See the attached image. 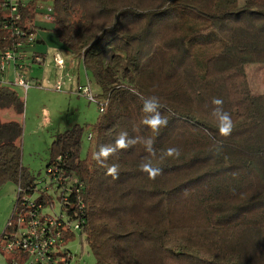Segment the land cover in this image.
Segmentation results:
<instances>
[{"label":"trees","instance_id":"trees-1","mask_svg":"<svg viewBox=\"0 0 264 264\" xmlns=\"http://www.w3.org/2000/svg\"><path fill=\"white\" fill-rule=\"evenodd\" d=\"M47 1L58 42L101 90L85 159L83 128L74 125L53 140L46 166L60 158L64 176L81 185L84 208L67 216L79 222L94 264H264V93H252L248 78L264 66V0ZM32 5L22 13L24 30ZM8 46L0 12V52ZM108 48L124 54L126 83L104 67ZM153 96L168 121L158 130L143 122ZM214 99L231 116L227 137ZM23 108L0 87V109ZM21 135L18 121L0 119V186L31 193ZM170 147L179 155L160 159ZM113 165L117 178L108 174ZM141 165L161 172L150 179Z\"/></svg>","mask_w":264,"mask_h":264},{"label":"rangeland","instance_id":"rangeland-1","mask_svg":"<svg viewBox=\"0 0 264 264\" xmlns=\"http://www.w3.org/2000/svg\"><path fill=\"white\" fill-rule=\"evenodd\" d=\"M42 4H51L49 1H40ZM243 0L240 1V4ZM44 14L45 12L42 11ZM36 41L40 42L41 53L46 54L45 62L41 70L43 80L39 87L31 86L27 91L19 87L2 84L14 91L23 102L24 108L21 114H16L13 110L0 109V119L2 121H18L22 127V135L18 141L21 149V165L35 179L37 189L43 187L45 182V169L50 161V146L56 137L74 124L83 128L80 138L81 159H85L90 147L86 139L87 133L91 131L100 114L95 102L89 101L83 95L70 92L69 86L76 87V77L82 86H88L92 96L101 93L92 73L86 71L83 63L72 57L61 46L53 31L50 22L36 18ZM58 53L64 61L62 69L58 68L53 61V55ZM124 54L113 48H108L104 55V67L108 66L113 71V78L116 82L126 83L122 79V64L120 59ZM119 59V60H118ZM250 88L252 93H264V66L255 67L248 71ZM41 79L38 78V80ZM12 80V79H11ZM69 80H72L69 82ZM87 80V82H86ZM12 83L13 81H6ZM57 82L61 83L60 90H55ZM1 85V86H2ZM41 86V87H40ZM74 111V117L70 118L69 112ZM17 185L6 182L0 186V236L6 228L7 222L12 216L13 207L16 202ZM54 202V212L59 214V204L56 202L55 194L48 193ZM37 195L33 196L36 199ZM47 213H52L49 209ZM72 259L70 264H94V257L88 246L80 242L79 234H74L66 243ZM16 255L2 251L0 247V264H9L11 259H16Z\"/></svg>","mask_w":264,"mask_h":264},{"label":"built area","instance_id":"built-area-1","mask_svg":"<svg viewBox=\"0 0 264 264\" xmlns=\"http://www.w3.org/2000/svg\"><path fill=\"white\" fill-rule=\"evenodd\" d=\"M31 4L34 18L29 30L21 26L22 13ZM42 11L45 13L43 14ZM3 29L8 32L10 46L0 52V73L7 69L14 71V80L7 83L0 79V85L8 84L27 91L32 81L27 76V71L40 69L45 62V56L37 54L31 49L36 43V18L51 22L52 5L42 4L37 0H0ZM53 61L60 69L64 61L58 53L53 55ZM61 83L57 82L55 90H60ZM78 93L91 102H95L88 86L78 88ZM102 107H98V112ZM91 138V131L86 139ZM60 158L45 169V184L37 189L35 184L31 193L17 186L16 202L12 216L7 222L6 232L0 240L2 251L16 255L9 264H70L72 256L66 248L69 234L76 233L79 229L77 220L71 221L67 212H80L84 204L78 199L80 184L75 176H64V171L59 164ZM55 194L60 212L56 214L54 202L48 193ZM37 195L36 199L33 196ZM74 197V199H72ZM43 200L45 202L40 201ZM52 213H47V210Z\"/></svg>","mask_w":264,"mask_h":264},{"label":"clouds","instance_id":"clouds-1","mask_svg":"<svg viewBox=\"0 0 264 264\" xmlns=\"http://www.w3.org/2000/svg\"><path fill=\"white\" fill-rule=\"evenodd\" d=\"M213 102L215 105L218 106V110H214V111H218V114L215 116L217 117V126H218L219 134L221 136L227 137L228 135L231 134L232 127H233L231 116L227 111L223 110V107H222L223 101L222 100L214 99ZM160 107H161V104L159 102V99L155 96L152 97L151 102H145L143 104L142 110L146 113L151 114L150 116L145 118L143 122L153 130H158L160 127L166 126L168 123L167 119L161 115V113L159 111ZM118 143H119L121 148H124L127 146V145H125L123 138H121L118 141ZM151 144H152V141L149 139L148 150L153 151L151 148ZM174 155L175 156L179 155V149L174 148V147H170L162 153L160 159H165L168 157H172ZM141 168L143 171L148 173L150 179H155V177L157 175H159L161 172V169L155 168L152 166H148V165H141ZM108 174L112 175L114 178H117V166L113 165V166L109 167L108 168Z\"/></svg>","mask_w":264,"mask_h":264},{"label":"crops","instance_id":"crops-1","mask_svg":"<svg viewBox=\"0 0 264 264\" xmlns=\"http://www.w3.org/2000/svg\"><path fill=\"white\" fill-rule=\"evenodd\" d=\"M42 19H40V21H41ZM37 26V25H36ZM38 28V27H37ZM41 42V41H40ZM40 42H37L36 41V43L34 44V46H33V48L31 49L32 51H34L35 53H37V54H40L41 52V49H40V45H38V43H40ZM42 43V42H41ZM41 55H44L45 56V58H46V54H41ZM257 68V67H256ZM40 75H41V79L40 80H38V78H40ZM27 76H28V78L32 81V83L34 84L33 86H35V87H39L38 85H40L41 84V80H43V78H42V76H43V71L41 70V68L40 69H38V68H35V69H32L31 71L30 70H28L27 71ZM0 79L1 80H5V81H13L14 80V71L13 70H11V69H7V71L6 72H4L3 74L2 73H0ZM12 79V80H11ZM72 80H69V82H71ZM86 82H87V80H86ZM85 85V84H84ZM84 85L82 86V84L80 83V80L78 79V77H76V87L74 88V87H72L71 85L69 86V90H70V92H73V93H75V94H78V88H81V87H84ZM2 86H4V85H2ZM0 87H1V85H0ZM41 87V86H40ZM70 114V116H72V117H70V118H73L74 117V111H70L69 112ZM74 125H77V124H74ZM73 125V126H74ZM72 127V126H71Z\"/></svg>","mask_w":264,"mask_h":264}]
</instances>
